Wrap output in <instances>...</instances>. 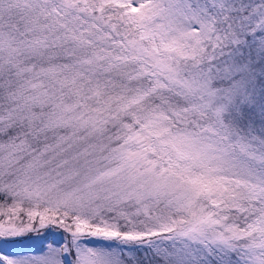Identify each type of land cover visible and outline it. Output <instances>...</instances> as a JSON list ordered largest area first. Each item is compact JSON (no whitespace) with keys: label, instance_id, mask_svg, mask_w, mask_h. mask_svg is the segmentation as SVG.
Here are the masks:
<instances>
[{"label":"snow or ice","instance_id":"1","mask_svg":"<svg viewBox=\"0 0 264 264\" xmlns=\"http://www.w3.org/2000/svg\"><path fill=\"white\" fill-rule=\"evenodd\" d=\"M0 264H264V0H0Z\"/></svg>","mask_w":264,"mask_h":264}]
</instances>
